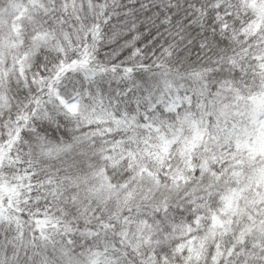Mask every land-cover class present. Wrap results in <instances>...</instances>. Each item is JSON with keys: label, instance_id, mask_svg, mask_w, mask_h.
Masks as SVG:
<instances>
[{"label": "snow or ice", "instance_id": "6c2138e0", "mask_svg": "<svg viewBox=\"0 0 264 264\" xmlns=\"http://www.w3.org/2000/svg\"><path fill=\"white\" fill-rule=\"evenodd\" d=\"M0 264H264V0H0Z\"/></svg>", "mask_w": 264, "mask_h": 264}]
</instances>
